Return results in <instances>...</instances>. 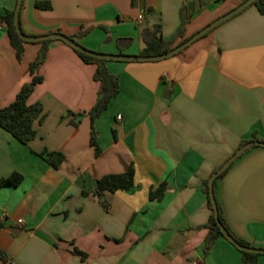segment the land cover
I'll use <instances>...</instances> for the list:
<instances>
[{"label":"crops","instance_id":"obj_1","mask_svg":"<svg viewBox=\"0 0 264 264\" xmlns=\"http://www.w3.org/2000/svg\"><path fill=\"white\" fill-rule=\"evenodd\" d=\"M36 1L20 10L26 35L62 34L89 51L127 56H141L143 28L161 25L166 42L181 29L178 46L245 2L38 0L52 6L40 10ZM16 5L0 0V108L31 81L43 48L26 43L17 60L2 19ZM105 67L120 92L95 122L99 156L88 116L100 89L96 65L61 41L49 43L43 82L28 100L43 108L36 138L23 145L0 127V178L23 176L0 190V264H242L223 238L205 254L211 211L202 189L253 134L264 142V16L251 5L171 58ZM53 152L65 157L58 169L40 156ZM130 166L132 190L94 195L98 180ZM161 185L162 199L151 200ZM216 192L233 234L264 250V148L241 155Z\"/></svg>","mask_w":264,"mask_h":264},{"label":"trees","instance_id":"obj_2","mask_svg":"<svg viewBox=\"0 0 264 264\" xmlns=\"http://www.w3.org/2000/svg\"><path fill=\"white\" fill-rule=\"evenodd\" d=\"M252 5L257 8L261 15L264 16V0H257ZM35 6L37 9L40 10H50L52 8L50 3L38 0L35 2ZM14 12L15 10L6 11L2 19L7 26L8 36L10 39L11 46L15 50L16 58L18 61H21L24 53V44L28 42L22 40L16 32L14 26ZM180 33L181 29H179V31L177 32L174 40L166 42L162 37L161 25L157 24L151 27L143 28L141 32V39L144 43V48L141 52V56L154 57L170 52L172 49L177 47L175 46V40L180 35ZM49 43H51V41L40 42L43 48L39 52V55L36 60L29 66V74L32 77L31 81L22 86L13 103L8 105L7 107L0 108V127L9 132L17 141H19L23 145H28L37 136V131L35 130L34 125L35 122L41 117L43 108L41 104L29 105L28 100L34 92L35 88L43 82V77L40 76L38 73L41 66L46 60ZM181 44L182 43H180V45ZM74 51L85 64L96 65L94 81L99 83L100 89L98 93V100L94 107L88 112V116L90 117L91 122L90 144L92 147L95 148L96 156H99L101 154V150L97 141L98 132L95 128V122L102 115V113L107 110L110 102L119 95V80L117 76L110 74L106 69L105 63L107 61L92 58L76 50ZM77 125L78 123H75V126ZM257 140V136L253 134L250 141L254 142ZM246 143L249 142L245 141L243 145H245ZM40 156L45 157L46 162L51 165L54 169H58L65 160L64 155L61 153H43L40 154ZM232 166L233 164L230 166V168ZM229 169L224 172L219 178H217L214 182V193L219 211V220L224 226V228L227 230V232L237 241L239 245L246 248H253L250 244L238 239L233 234L232 230L227 224V221L222 212L221 205L218 201L216 192L217 182L219 179L223 178L226 175ZM135 174L136 171L134 166H130L129 169L123 174H111L104 176L103 178L98 180L94 195L102 199L104 198V194L107 192L114 194L117 192H127L132 190L135 187ZM22 181L23 176L18 173H13L7 178H0V190L4 187H18L22 183ZM208 184L209 180H206L202 189L203 193L207 197L208 208L211 211L209 222L205 226V228L208 229V236L204 249L205 254L209 252L211 246L218 239L223 238L227 240L222 234L219 226L217 225L216 216L209 195ZM164 190L165 185H161L156 191L150 193L149 198L151 200H161L163 197ZM236 249L242 254V264H257L259 257L262 256L261 254L248 253L243 252L238 248ZM73 253L76 255H80L82 258L86 257V254L81 253L78 249H74ZM0 259L3 262L7 263V258L1 250Z\"/></svg>","mask_w":264,"mask_h":264},{"label":"water","instance_id":"obj_3","mask_svg":"<svg viewBox=\"0 0 264 264\" xmlns=\"http://www.w3.org/2000/svg\"><path fill=\"white\" fill-rule=\"evenodd\" d=\"M257 0H246L243 4H241L239 7H237L235 10L232 12L228 13L227 15L221 17L217 21H215L213 24L209 25L207 28H205L203 31L198 33L197 35L193 36L189 40L185 41L181 45L177 46L176 48L172 49L170 52H167L163 55L160 56H154V57H149V56H127V55H104V54H99L95 53L92 51H89L83 47H81L79 44H77L74 40L71 38L62 35V34H49V35H44V36H28L24 34V32L21 29L20 26V20H19V15H20V10L23 4V0H17V5L16 9L14 12V26L16 29V32L18 36L24 40L25 42L28 43H34V42H44V41H61L68 45L69 47L73 48L74 50L85 54L87 56H90L92 58L100 59V60H105V61H119V62H151V61H162L168 58H171L178 53L182 52L186 48H188L190 45H192L194 42L205 36L207 33H209L211 30L222 24L223 22L231 19L232 17L238 15L239 13L243 12L245 9H247L249 6H251L254 2ZM259 146L264 148V142H249L243 145L241 148H239L229 159L228 161L221 167L219 170H217L210 178L209 180V195L210 199L212 202L213 210L216 216V221L217 225L219 226L222 234L225 236V238L232 243L236 248L243 252H248V253H256V254H261L264 255V250L263 249H256V248H246L237 243V241L227 232V230L224 228V226L221 224L219 220V211H218V206H217V201L214 193V182L216 181L217 178H219L224 172H226L230 166L241 156L243 155L247 150H249L253 146Z\"/></svg>","mask_w":264,"mask_h":264},{"label":"built area","instance_id":"obj_4","mask_svg":"<svg viewBox=\"0 0 264 264\" xmlns=\"http://www.w3.org/2000/svg\"><path fill=\"white\" fill-rule=\"evenodd\" d=\"M144 19H145V18H144V14L142 13V14H140V15L136 18V22L139 23V24H142L143 21H144ZM117 120H118V121H121V120H122V116H118V117H117ZM18 222H19V224H22V223H23L22 220H19Z\"/></svg>","mask_w":264,"mask_h":264}]
</instances>
